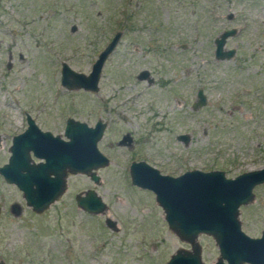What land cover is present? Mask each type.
Masks as SVG:
<instances>
[{
	"label": "rangeland",
	"instance_id": "obj_1",
	"mask_svg": "<svg viewBox=\"0 0 264 264\" xmlns=\"http://www.w3.org/2000/svg\"><path fill=\"white\" fill-rule=\"evenodd\" d=\"M234 27L214 57L213 38ZM120 30L97 90L60 85V63L88 73ZM146 70L147 78H138ZM205 97L194 106L196 91ZM25 113L62 134L65 118L106 123L98 149L110 162L98 184L67 174L63 194L40 213L0 176V259L6 264H164L190 249L168 228L151 191L130 182L141 158L161 172L219 169L226 177L264 165V0H0V165ZM186 134V142L177 138ZM95 190L106 208L89 214L74 195ZM238 208L241 230L264 228V183ZM16 208H10L11 205ZM114 228L105 225V219ZM200 259L218 256L196 238Z\"/></svg>",
	"mask_w": 264,
	"mask_h": 264
},
{
	"label": "water",
	"instance_id": "obj_2",
	"mask_svg": "<svg viewBox=\"0 0 264 264\" xmlns=\"http://www.w3.org/2000/svg\"><path fill=\"white\" fill-rule=\"evenodd\" d=\"M121 33L120 30L113 33L97 53L88 73L75 71L61 62L60 85L66 89L96 91L104 61ZM235 33L236 28L230 27L213 38L215 58L233 55L234 48L225 49L224 44ZM147 75L146 70H141L137 77L142 79ZM196 98L194 106L204 104L200 88ZM25 123V128L11 137L9 155L0 165V176L20 190L25 205L33 212L44 211L63 194L67 174H85L94 184L98 183L96 171L109 163L97 147L105 122L97 119L89 126L66 117L62 135L41 129L28 113ZM177 137L186 142L188 136ZM128 172L131 184L153 193L168 228L189 243L190 249H177L164 264H206L200 259L196 240L199 234L209 235L217 247L218 256L211 264H264V228L259 236L251 237L241 230L238 219L239 206L250 203L254 186L264 183V165L233 177H226L219 169L198 168L172 176L140 160L132 161ZM74 200L77 207L89 214L102 213L106 208L94 189L77 193ZM10 208L18 210L15 204ZM105 225L114 228L109 218L105 219ZM0 264L6 263L0 259Z\"/></svg>",
	"mask_w": 264,
	"mask_h": 264
},
{
	"label": "flooded vegetation",
	"instance_id": "obj_3",
	"mask_svg": "<svg viewBox=\"0 0 264 264\" xmlns=\"http://www.w3.org/2000/svg\"><path fill=\"white\" fill-rule=\"evenodd\" d=\"M139 73V72H138ZM138 73H137V75H138ZM136 75V76H137ZM147 77H148V75H147ZM146 77V78H147ZM98 119V118H97ZM96 119V120H97ZM95 120V121H96ZM64 124H65V122H64ZM94 124V123H93ZM106 124V123H105ZM89 126H91V125H89ZM106 127V126H105ZM63 128H64V126H63ZM62 132H63V129H62ZM56 134H58V133H56ZM184 134V133H183ZM60 135H62V134H60ZM179 135V134H178ZM177 135V136H178ZM178 138V137H177ZM187 139H188V137H187ZM183 141V140H182ZM187 141V140H186ZM184 142V141H183ZM105 155V154H104ZM109 159V158H108ZM140 160H142V161H145L146 163H148L149 165H151V166H153V167H155L156 169H158L156 166H154L153 164H150L149 162H147L146 160H144V159H141V158H135V159H133V158H131L130 159V161H129V163H128V170H129V165H130V163L132 162V161H140ZM109 162H110V160H109ZM191 169H194V168H186V169H183L182 171H180V172H178V173H176V174H170V173H166V172H161L159 169H158V171L160 172V173H163V174H168V175H172V176H176V175H179V174H181V173H183V172H185V171H187V170H191ZM98 171V170H97ZM97 171H96V173H97ZM129 173V172H128ZM98 174V173H97ZM98 176H99V180H98V183H99V181H100V175L98 174ZM97 183V184H98ZM135 186V185H134ZM87 189H92V188H87ZM87 189H85V190H87ZM84 190V191H85ZM82 193V192H81ZM76 195V194H75ZM75 195H74V197H75ZM75 201V200H74Z\"/></svg>",
	"mask_w": 264,
	"mask_h": 264
}]
</instances>
